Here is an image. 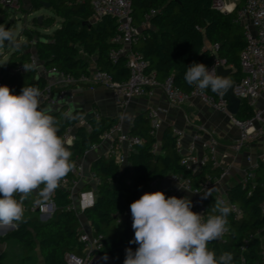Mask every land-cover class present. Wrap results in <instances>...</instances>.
<instances>
[{
    "label": "trees",
    "instance_id": "obj_1",
    "mask_svg": "<svg viewBox=\"0 0 264 264\" xmlns=\"http://www.w3.org/2000/svg\"><path fill=\"white\" fill-rule=\"evenodd\" d=\"M47 1L52 15L47 18L46 24L49 27L57 25L56 31L52 36L37 30L26 33L28 39L11 52L8 61L2 65L3 78L0 80L6 82L16 95L24 86L38 87L43 91L47 86L46 79L43 76L38 78L33 68L18 72L21 66L30 65L36 51L35 57L39 63L66 75H90V62L94 60L97 70L108 72L114 81H127L129 71L126 58L122 56L116 63L109 60V53L115 47L111 39L116 33V20L105 18L92 23L91 0ZM244 1L240 0L232 13L225 14L213 8V0H134L132 16L134 26L140 31V41L135 49L146 60L148 72H155L161 82L172 77L181 91L190 94L197 87L185 82L186 68L196 62L210 69L214 64L213 49L218 46L219 58L233 68V83L239 81L242 78L241 55L246 43L243 28L234 19ZM42 6L40 0H35L31 12L23 9L22 12L31 15ZM152 12L155 13L151 15ZM147 15H151L148 22ZM34 22L43 28L39 19ZM203 92L219 97L210 89ZM50 114L58 122V135L62 139L68 129L85 116V112L74 110L68 113L63 107L50 111ZM253 115V110L243 101L236 116L238 121L250 120ZM116 122L104 117L94 118L90 122L92 130L84 126L77 129L76 140L69 147L72 169L89 150L103 142V135ZM151 132L150 119L147 115L139 116L130 134L141 138L142 143L130 153L129 167L122 169L111 156L97 160L91 170L101 179V184L96 188L90 183L82 187V191L93 189L96 192L95 204L84 211V216L91 223L94 234L103 237L104 252L113 257L116 264H123L126 248L131 247L135 251L138 247L129 244L134 230L124 214L132 202L149 190L151 182L180 175L191 179L193 185L198 187L207 175L219 176L222 172L212 165L199 174L189 171L181 164L177 136L170 130H166L160 140L161 152L155 154L153 147L158 139ZM65 178H74L72 170ZM164 193L167 197L166 191ZM227 197L228 201L243 210V217L236 219L230 212L227 217L229 232L210 242L209 249L214 250L217 257L224 252L232 253L233 264H264V164L248 185L244 186L242 182L234 185L227 191ZM51 200L55 203L52 218L42 221L40 214L28 212L24 215L26 222L19 223L6 236L0 237V248L7 241H17L24 249V260L31 261V254L39 245L45 264H66V255L80 256L83 251L79 232L81 223L73 210L70 190L58 187ZM216 200V196L206 199L208 216L218 214L211 211ZM6 258V253H0V264Z\"/></svg>",
    "mask_w": 264,
    "mask_h": 264
},
{
    "label": "built area",
    "instance_id": "obj_2",
    "mask_svg": "<svg viewBox=\"0 0 264 264\" xmlns=\"http://www.w3.org/2000/svg\"><path fill=\"white\" fill-rule=\"evenodd\" d=\"M237 1V0H234ZM228 3L226 0H213V8L225 14H230L237 8L236 2ZM133 3L134 0H91L92 23L101 22L105 18L116 20V33L111 39L115 46L109 53V60L116 63L122 56L126 58V67L129 71V77L125 82L114 81L113 76L108 72L96 70L90 75H81L74 77L60 73L55 68L48 69L40 65L35 56L32 57L30 65L33 68H39L40 72L46 76L58 75L61 78L59 86L48 84L41 91L40 107H63V101L66 96V89L77 86H87L89 88L101 87L111 90L114 93L116 103L121 107H127L133 100L139 98H152L157 90L163 91L170 103L175 106H182L193 97H200L205 102L213 106L216 110L232 115L228 111V102L219 96L218 98L206 95L203 91L195 88L193 92L187 94L181 91L174 83L172 77L161 82L158 80L155 72H148L147 62L143 55L135 49L140 41V31L134 26L133 20ZM23 9L22 0H0L1 12L21 13ZM155 12H152L153 15ZM146 16V22L150 16ZM17 19V17H16ZM243 28L244 39L246 43L245 50L241 55L242 78L233 83L234 94L241 101L248 103L253 110V118L240 122L235 120L237 126L242 130L240 141L233 147L235 153H241L245 147L252 142H256L264 137V107L260 108L259 103H264V0H245L241 8L237 11L234 19ZM218 46L213 50L217 51ZM213 66L218 69L221 66H227L226 61L218 59ZM212 66V67H213ZM211 67V68H212ZM210 68V69H211ZM25 71L21 66L18 72ZM7 85L0 80V86ZM8 86V85H7ZM94 118L99 119L101 115L94 112ZM151 121L152 135L158 139L153 147V152L159 154L160 139L158 132L162 128L159 114L157 111H151L148 114ZM80 126L92 130L91 123L81 118L78 124L71 126L65 134L63 140L66 147H70L76 140V131ZM177 152L182 156L181 164L193 174H199L205 167L212 165L213 168L222 170L219 176L207 175L204 182L195 187L191 179L184 178L180 175H171L173 185L167 189V197L176 196L177 198L188 197L193 204L192 211L204 214L207 219V206L205 201H201L207 191L215 185L221 184L229 176L230 166L222 165L218 160L219 141L214 135H209L201 142V154L197 147L198 138L195 137L187 147L183 144V133L177 132ZM103 141L110 144V155L122 169L129 167L128 157L130 153L138 147L142 140L137 136L125 133L121 123L114 124L103 135ZM248 167L244 173L242 184L248 185L254 178L256 171L264 164V154L258 157L248 155L246 157ZM85 169L78 162L75 163L72 174L73 179L64 178L59 187L69 189L73 198V210L77 212L79 218L84 211L95 204L96 192L92 190L82 191L81 182L84 178ZM89 182L94 188L101 184L98 175L90 171ZM159 182L154 181L149 184L147 192L159 190ZM217 199L224 200L231 208V213L236 219L243 217V210L236 204L228 201L227 198L218 196ZM33 214L38 213L42 221L52 218L55 212V203L51 198L43 205L34 203L28 210ZM125 219L132 226V215L130 209L124 214ZM80 242L83 251L80 256L66 255V264H116L113 257L104 252L103 237L96 236L94 232H84L79 230ZM107 257V259H105Z\"/></svg>",
    "mask_w": 264,
    "mask_h": 264
},
{
    "label": "clouds",
    "instance_id": "obj_3",
    "mask_svg": "<svg viewBox=\"0 0 264 264\" xmlns=\"http://www.w3.org/2000/svg\"><path fill=\"white\" fill-rule=\"evenodd\" d=\"M6 44L20 47L15 32L0 24V49ZM33 67L23 65L25 71ZM184 80L221 96L233 87L229 77L203 63L188 66ZM41 96L34 86H24L19 95L7 85L0 86V225L18 227L26 222L23 205L27 196L36 193L40 197L36 203L43 205L72 170V152L58 135L51 110L40 107ZM208 196L210 192L203 198ZM192 207L188 197H166L162 191L145 192L132 202L134 237L129 244L138 247L125 249L123 264H233L232 253L217 257L208 247L229 232L230 206L217 199L211 211L218 214L207 219Z\"/></svg>",
    "mask_w": 264,
    "mask_h": 264
},
{
    "label": "crops",
    "instance_id": "obj_4",
    "mask_svg": "<svg viewBox=\"0 0 264 264\" xmlns=\"http://www.w3.org/2000/svg\"><path fill=\"white\" fill-rule=\"evenodd\" d=\"M34 1L35 0H22L23 10H26L28 13ZM6 16H8L7 13H0V17ZM208 47L211 48L210 45H208ZM213 57L214 62L219 59L218 53L215 50H213ZM221 67H223L225 71H233L232 67ZM89 68L91 72L97 70L94 60H91ZM38 76H43L46 79L47 85H60L61 78L58 75L46 76L38 71L37 77ZM232 77L231 74L229 78L232 80ZM63 104V108L67 109L68 113L72 110L85 112V115L90 112H97L101 117L111 120L112 122L117 121L116 123L122 124L124 132L129 134L139 116L147 115L148 117L149 112L157 111L162 124L161 130L158 132V138L160 140L162 139L166 132H164V129L170 130L173 135H176L177 132H182L183 144L187 147L189 143L197 137L199 154L202 153L201 142L209 135H214L219 141L218 160L224 166L229 165L230 171L229 176L225 178L221 184L215 185L204 195L210 192L211 196L227 198V191L234 185L240 183L244 177V173L248 167L246 157L248 155L258 157L264 154V137L256 142L249 143L243 152L235 153L233 147L240 141L242 134L241 128L235 123V120L238 121L237 117H231L228 114L216 110L200 97L190 98L186 104L175 106L170 103L163 91L157 90L152 98L135 99L127 107L121 108L116 103L114 93L111 90L101 87L89 88L87 86H77L66 89V96ZM259 107L263 108L264 103L260 102ZM41 108L47 109L44 107ZM245 121L248 120H242V122ZM110 156V144L103 141L101 144L94 146L79 160V163L83 165L85 169L84 178L81 182L82 187L90 183L89 172L92 171V164L97 160L109 158ZM172 185V177L168 176L159 182L158 191H166L167 193V189ZM31 195L33 197H31L33 203H36V201L40 199L36 193H32ZM209 197L210 196L207 198ZM199 199L201 201L206 200L203 196ZM23 206L25 209L24 215H26L28 214V207L31 205L28 206L24 203ZM80 223L81 229L84 232H93L91 223L87 221L84 214L80 216ZM13 228L14 226L12 225H0V237L6 236ZM0 253L7 254V258L2 264H45L39 245H37V248L31 254V261L24 260V249L14 240L4 243L0 248Z\"/></svg>",
    "mask_w": 264,
    "mask_h": 264
},
{
    "label": "rangeland",
    "instance_id": "obj_5",
    "mask_svg": "<svg viewBox=\"0 0 264 264\" xmlns=\"http://www.w3.org/2000/svg\"><path fill=\"white\" fill-rule=\"evenodd\" d=\"M228 3L234 1V0H226ZM40 2H44L46 4H49L48 1L46 2V0H40ZM236 2V4L238 5V3L240 2V0L234 1ZM31 12V10L29 11ZM8 16L6 17H0V24L5 25L6 27L12 29L15 34H16V39L17 41L20 42V45H22V43H24L28 37L26 36V33H29L30 30H37L39 31L41 34H44L46 36H52L54 34V32L57 29V25L53 26V27H49L46 24V20L48 17H50L52 15V10L49 8H46V6H42L39 10L35 11L33 14L29 15V14H24L23 12L21 13H14V12H8L7 13ZM17 17V19H16ZM42 18V26L43 28H40L38 26H36L34 20L35 19H39ZM17 49V47H15L14 45L11 44H6L4 48L0 49V79L3 78V74H2V65L8 61L11 52L15 51ZM47 109L52 110H57L60 109V107H44ZM32 195L29 194L27 196V198L24 200V203L28 206L34 204L32 202ZM19 199V196H18ZM28 200V201H27ZM36 200V199H33Z\"/></svg>",
    "mask_w": 264,
    "mask_h": 264
},
{
    "label": "water",
    "instance_id": "obj_6",
    "mask_svg": "<svg viewBox=\"0 0 264 264\" xmlns=\"http://www.w3.org/2000/svg\"><path fill=\"white\" fill-rule=\"evenodd\" d=\"M43 6H46V8H49L50 5L46 4L44 2L41 3ZM39 22L42 23V18H39ZM34 55L36 56V51L33 52ZM40 65L45 66L44 64L40 63ZM33 72H38L40 71L39 68H33ZM218 75H224L229 77L231 74H233L232 70H227L225 71L223 67L218 68ZM40 76H38L39 78ZM225 101L228 102V111L232 116H237L239 114V111L242 107V101L241 99L237 98L236 95L234 94V85L233 87L229 90V92L225 95L222 96ZM74 111V110H72ZM84 119L86 122L90 123L94 119V112L87 113L84 116ZM166 129H164V132ZM157 158V157H156ZM14 229V228H13Z\"/></svg>",
    "mask_w": 264,
    "mask_h": 264
}]
</instances>
